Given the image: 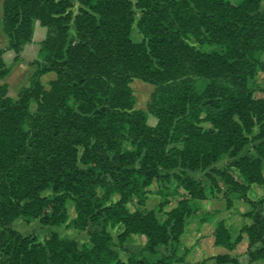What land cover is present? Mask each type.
<instances>
[{
    "label": "trees",
    "instance_id": "trees-1",
    "mask_svg": "<svg viewBox=\"0 0 264 264\" xmlns=\"http://www.w3.org/2000/svg\"><path fill=\"white\" fill-rule=\"evenodd\" d=\"M72 2H2L5 49L14 60L32 40L35 21L46 34L15 98L0 82V264H173L185 219L205 197L186 170L223 156L240 178L216 171L250 205L251 223L242 228L247 255L264 264V198H246L250 184L264 183V96L255 95L253 81L264 67V0H78L70 39ZM133 7L138 42L130 37ZM5 49L0 79L10 72ZM48 72L55 78L46 89L40 77ZM133 78L154 86L145 109L134 107ZM255 125L257 156H238ZM172 176L184 191L165 220L126 206L153 179ZM17 218L86 231L90 246L57 232L41 242L15 230ZM107 225L120 226V246L131 234L143 235L144 245L122 260ZM213 236L227 250L241 240L223 220ZM211 258L238 264L228 254Z\"/></svg>",
    "mask_w": 264,
    "mask_h": 264
},
{
    "label": "rangeland",
    "instance_id": "rangeland-1",
    "mask_svg": "<svg viewBox=\"0 0 264 264\" xmlns=\"http://www.w3.org/2000/svg\"><path fill=\"white\" fill-rule=\"evenodd\" d=\"M2 2L0 0V45L3 40H7L6 35L2 31ZM80 3L78 0H73L69 12L71 19L68 25V37L71 39L75 34L74 16L78 13ZM134 10V22L131 26L130 37L133 41H141L142 35L137 28V9ZM38 22V21H35ZM45 30L46 28L42 26ZM45 37V36H44ZM40 35H35V40L29 47L26 48L22 55L20 52V60H14V52L11 56L6 55L4 58L5 65L9 67L10 72L0 82L8 84V95L15 98L20 87L28 84L29 77L35 69V65L31 62L36 59L39 48L38 41ZM31 42V41H30ZM35 45V47L33 46ZM24 48V47H23ZM23 50V49H22ZM4 53V52H3ZM36 54V55H35ZM260 61L264 62V53L260 56ZM51 73L50 75H47ZM40 77L44 87H49L48 81L55 78L54 72H48ZM257 90L256 96H264V67L258 66L254 79ZM135 96V108L145 109L150 99L151 92L154 86L150 83L144 82L138 78H133L129 83ZM35 105L30 104V110L34 111ZM147 122L150 125H155L157 118L152 114H148ZM258 126L255 125L249 134V142L239 152L238 156H247L249 158L256 157L254 145L260 140L254 139L257 134ZM178 146H181L180 144ZM230 158L227 156L221 157L213 164L206 168H199L196 170H186V174L198 179L204 189L205 197L197 200L198 211L186 217V225L183 233L180 236V241L177 245V259L173 264H217L211 256L228 254L237 260L238 264H262V260L250 261L247 255V237L242 231L245 224L251 223V218L247 215L250 210V205L238 191L230 189L221 175L216 170L226 169L236 179L240 176L233 168L228 166ZM261 174L264 177V159H261ZM184 190L179 185V180L172 176L170 179L153 181L146 187V193L142 198L133 197L126 203V206L132 209L154 210L157 218L163 221L167 217L168 211L176 205L178 197L177 192ZM246 198L256 200L264 198V183L250 184L246 191ZM117 196L112 195L110 200H116ZM70 216H74V210L71 203L67 205ZM223 220L230 231L232 238L240 236L241 240L236 244L232 250L224 249L220 246H214L211 238L213 236L214 228L218 221ZM11 226L23 235L36 236L41 242L44 241L52 232H57L60 235H65L73 238L79 246H90L89 237L86 231H76L65 225H43L37 219L26 221L22 218L14 219ZM95 227L90 225L89 230ZM106 229L112 235L113 241L116 244L119 256L122 260H126L130 251H137L145 243V237L141 234L129 235L127 241L120 246L117 235L120 232V226H106ZM223 264H233L226 262Z\"/></svg>",
    "mask_w": 264,
    "mask_h": 264
},
{
    "label": "crops",
    "instance_id": "crops-1",
    "mask_svg": "<svg viewBox=\"0 0 264 264\" xmlns=\"http://www.w3.org/2000/svg\"><path fill=\"white\" fill-rule=\"evenodd\" d=\"M43 29L44 28H42V26L39 24V22H35L34 23L32 40H31V42H29L26 45H24V48L22 50V55H23V53H25L26 48L29 47L34 41H36L35 40V35L36 34L41 36V38L38 41V44L44 38V36H45V30H43ZM6 46H7V40L4 39L3 42H2V44L0 45V48H4L5 49ZM33 46L35 47V45H33ZM6 55H9V56L12 57V55H14V54H13V51L12 50L5 49L4 53L2 54L3 59L5 58ZM47 75H50V77H51L52 74L51 73H48ZM211 241H212V244H213V237L211 238ZM214 246H216V245H214Z\"/></svg>",
    "mask_w": 264,
    "mask_h": 264
}]
</instances>
